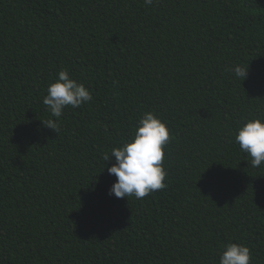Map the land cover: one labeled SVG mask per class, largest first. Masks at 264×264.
Listing matches in <instances>:
<instances>
[{"label":"trees","instance_id":"1","mask_svg":"<svg viewBox=\"0 0 264 264\" xmlns=\"http://www.w3.org/2000/svg\"><path fill=\"white\" fill-rule=\"evenodd\" d=\"M62 69L93 100L56 133ZM263 109L264 0H0V264H219L228 242L264 264V164L234 142ZM145 112L167 187L116 198L103 155Z\"/></svg>","mask_w":264,"mask_h":264},{"label":"clouds","instance_id":"2","mask_svg":"<svg viewBox=\"0 0 264 264\" xmlns=\"http://www.w3.org/2000/svg\"><path fill=\"white\" fill-rule=\"evenodd\" d=\"M153 3L154 0H144L145 6ZM229 71L236 79L243 81L247 78L249 68L236 64ZM92 100L93 96L84 84L62 69L54 82L48 84L47 94L42 101L51 117L56 119L45 120L42 124L58 133L60 117L66 107L80 108ZM169 141V129L165 122L152 112L143 113L129 139L122 146L112 148L110 154L103 155L104 162L114 157L107 168L108 173L116 178L109 195L139 200L166 188L164 181L167 172L163 162L164 148ZM234 142L239 145L241 152L250 157L253 168L264 164V109L259 118L248 119L236 128ZM251 260V251L244 244L225 243L219 253V264H251Z\"/></svg>","mask_w":264,"mask_h":264}]
</instances>
